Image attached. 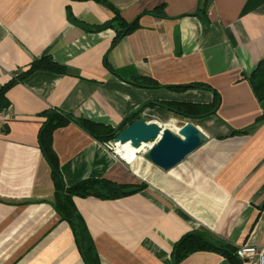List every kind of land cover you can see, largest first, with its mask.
<instances>
[{
  "label": "crops",
  "instance_id": "1",
  "mask_svg": "<svg viewBox=\"0 0 264 264\" xmlns=\"http://www.w3.org/2000/svg\"><path fill=\"white\" fill-rule=\"evenodd\" d=\"M105 1L125 22L139 18L138 29L112 48L113 30L81 27L112 19L96 0H0V88L46 55L67 73L35 72L6 92L0 264H85L69 225L51 206L54 187L37 143L42 112L54 108L116 127L147 105L140 117L160 125L177 117L162 102L213 100L207 90L167 89L191 84L210 86L221 104L215 115L195 119L208 141L169 172L114 156L75 124L54 131L52 148L67 186L90 178L146 185L113 201L73 198L98 264H171L173 245L195 231L238 249L264 250V101L246 80L264 59V0H209L206 21L196 16L204 0ZM159 7L164 18L145 14ZM138 78L160 88L130 83ZM179 264L228 262L197 252Z\"/></svg>",
  "mask_w": 264,
  "mask_h": 264
},
{
  "label": "trees",
  "instance_id": "2",
  "mask_svg": "<svg viewBox=\"0 0 264 264\" xmlns=\"http://www.w3.org/2000/svg\"><path fill=\"white\" fill-rule=\"evenodd\" d=\"M96 2L112 12V19L96 26L81 24V27L87 32L94 33L106 29L113 30L115 36L111 42V48L124 37L132 34L138 29L139 18L127 23L121 17L120 13L105 0H96ZM208 3L209 0H204L200 3V7L196 12V16L203 21L207 20L206 11L209 7ZM145 14L162 18L165 17L163 7L155 8ZM71 21L76 22L72 17ZM104 66L111 74H114V70L105 59ZM40 71L50 72L56 75L67 74L66 68L57 63L50 55L34 59L25 70L16 73L7 84L0 88V113L6 112L9 109L10 103L7 101L5 95L6 92L13 87L14 83L22 82L28 76ZM246 80L255 99L258 102L264 101V59L257 63L254 70L246 77ZM130 83L145 89L160 88V85L157 83L144 78L133 79ZM167 89L178 92L207 90L213 93V100L206 105L187 102H162L158 104L161 108L166 109L180 118L195 120L215 115L221 104L220 94L210 86L204 84H191L187 86L169 87ZM146 106L147 105L142 106L138 111L124 118L116 127L96 123L88 119L75 118L68 112H61L54 108L48 109L40 114L44 121L37 133V143L40 153L49 167L50 177L54 187L51 206L60 219L69 225L78 252L85 264H98V256L94 250L92 239L86 230L84 222L75 208L73 198L78 197L85 199L93 197L103 201H113L134 195L145 189L146 185L126 186L104 179L90 178L67 186L62 179L59 162L52 148V135L57 129L75 124L100 143L113 141L127 126L137 120H141L140 114ZM245 133L246 131H234L232 134ZM197 252L215 253L225 259L228 264H242V260L238 256V248L207 231L189 232L182 236L181 239L173 245L171 251V264H179L187 257Z\"/></svg>",
  "mask_w": 264,
  "mask_h": 264
},
{
  "label": "water",
  "instance_id": "3",
  "mask_svg": "<svg viewBox=\"0 0 264 264\" xmlns=\"http://www.w3.org/2000/svg\"><path fill=\"white\" fill-rule=\"evenodd\" d=\"M207 141L206 135L191 123L182 125L175 134L156 123L142 120L127 126L113 140L115 144L129 143L135 149L150 144L145 158L163 172L174 169Z\"/></svg>",
  "mask_w": 264,
  "mask_h": 264
},
{
  "label": "rangeland",
  "instance_id": "4",
  "mask_svg": "<svg viewBox=\"0 0 264 264\" xmlns=\"http://www.w3.org/2000/svg\"><path fill=\"white\" fill-rule=\"evenodd\" d=\"M141 120L146 122V120H148L146 118V116H142L141 117ZM151 120V119H150ZM153 121L155 119H152ZM149 123H153V122H149ZM185 123H191L193 124L195 127H197L200 123L197 122L196 120H193V119H184V118H180V117H170V119H168V121H164L162 124L158 125V126H161V128L163 129H166V130H169L171 131L172 133H175L177 132V130L182 126L184 125ZM201 131V130H200ZM110 141H107V142H104V143H109ZM102 143V144H104ZM150 144H147L146 147H144L140 152L139 154H137V157L138 159L134 162H137L142 164V165H145L146 164V158H145V155H146V152L148 151V148ZM109 151V150H108ZM53 198V197H52ZM239 250V249H238Z\"/></svg>",
  "mask_w": 264,
  "mask_h": 264
},
{
  "label": "built area",
  "instance_id": "5",
  "mask_svg": "<svg viewBox=\"0 0 264 264\" xmlns=\"http://www.w3.org/2000/svg\"><path fill=\"white\" fill-rule=\"evenodd\" d=\"M104 147L109 150L114 156L120 157L118 145L113 141L104 143ZM238 256L242 260V264H264V250H253V249H239Z\"/></svg>",
  "mask_w": 264,
  "mask_h": 264
},
{
  "label": "bare ground",
  "instance_id": "6",
  "mask_svg": "<svg viewBox=\"0 0 264 264\" xmlns=\"http://www.w3.org/2000/svg\"><path fill=\"white\" fill-rule=\"evenodd\" d=\"M146 146H147L146 144H142L140 148L135 149L132 148L129 145V143L119 144L118 145L119 155L125 161L132 163L138 159L137 154H139V152Z\"/></svg>",
  "mask_w": 264,
  "mask_h": 264
}]
</instances>
